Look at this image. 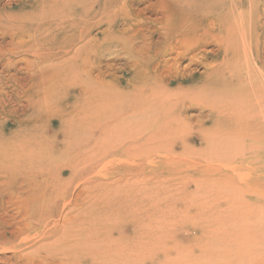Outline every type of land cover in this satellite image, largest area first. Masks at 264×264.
<instances>
[{"label":"rangeland","instance_id":"obj_1","mask_svg":"<svg viewBox=\"0 0 264 264\" xmlns=\"http://www.w3.org/2000/svg\"><path fill=\"white\" fill-rule=\"evenodd\" d=\"M55 4L75 42L65 69L0 22V264H264V131L208 82L217 38L173 52L172 0Z\"/></svg>","mask_w":264,"mask_h":264},{"label":"bare ground","instance_id":"obj_2","mask_svg":"<svg viewBox=\"0 0 264 264\" xmlns=\"http://www.w3.org/2000/svg\"><path fill=\"white\" fill-rule=\"evenodd\" d=\"M57 1L61 0H35L36 4L30 7L25 6L17 14L1 12L0 22L5 21L16 26L20 33L29 36L30 39L33 37L36 41L33 51L42 52L40 57L46 58L40 64L48 67L57 65L65 69L74 61L73 57L66 56L75 47V42L66 39L69 36L65 34L63 19H61L68 15L64 12L68 8L63 9L61 14L60 11L56 14ZM172 1L176 2L178 7H170L165 12L166 22L172 23L168 33L172 51L175 49L173 48L175 41L188 36L196 37L201 33L215 36L220 50H223L226 56L218 69H210L212 72H208V82L214 80L216 86L223 87L224 96L218 95L217 99L236 112L258 119L262 122L259 130L264 131V62L258 59L259 50L264 46L259 39V35L264 34V24H261L262 19L264 20V0ZM162 3L165 6L167 2L161 1L159 4L162 5ZM39 35L48 36V38L38 40L36 37ZM183 46V49L179 48L182 52L177 54L178 63L189 55L187 45L183 44ZM55 55L61 56L59 63H56L58 59L53 58ZM198 57L197 54L190 56L188 66L197 63ZM146 77H148L146 80H139L138 83L150 84L151 77L148 74ZM93 81L97 84L94 94L101 95L103 88L106 87V80L100 75ZM107 83L111 82L107 80ZM207 88L211 89L212 86L209 85ZM92 91L93 89H89L86 92L92 93ZM226 92L227 94L229 92L230 96H226Z\"/></svg>","mask_w":264,"mask_h":264}]
</instances>
